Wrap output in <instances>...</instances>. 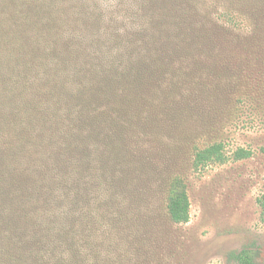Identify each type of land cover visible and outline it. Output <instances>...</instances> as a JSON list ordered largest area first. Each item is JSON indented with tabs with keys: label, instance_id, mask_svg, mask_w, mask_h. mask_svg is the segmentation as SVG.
<instances>
[{
	"label": "trees",
	"instance_id": "trees-1",
	"mask_svg": "<svg viewBox=\"0 0 264 264\" xmlns=\"http://www.w3.org/2000/svg\"><path fill=\"white\" fill-rule=\"evenodd\" d=\"M250 2L0 0V264H160L187 174L252 156L221 136L245 94L215 83L264 75Z\"/></svg>",
	"mask_w": 264,
	"mask_h": 264
},
{
	"label": "rangeland",
	"instance_id": "rangeland-1",
	"mask_svg": "<svg viewBox=\"0 0 264 264\" xmlns=\"http://www.w3.org/2000/svg\"><path fill=\"white\" fill-rule=\"evenodd\" d=\"M245 6H253L257 18L237 20L239 29L252 32L258 21L264 30V0ZM219 81L215 83L245 94L243 103L235 104L231 118L221 126L225 150L231 154L244 148L252 156L187 174L190 220L181 226L165 225L160 264H236L231 255L243 250L256 264H264V223L256 203L264 193V75L248 69ZM216 93L219 96L221 90Z\"/></svg>",
	"mask_w": 264,
	"mask_h": 264
}]
</instances>
